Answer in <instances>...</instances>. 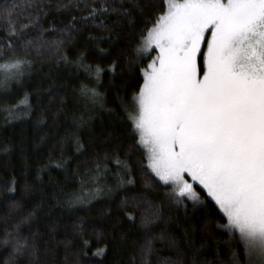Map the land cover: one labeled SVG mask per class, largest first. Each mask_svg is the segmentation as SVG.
Masks as SVG:
<instances>
[{
    "label": "trees",
    "instance_id": "trees-1",
    "mask_svg": "<svg viewBox=\"0 0 264 264\" xmlns=\"http://www.w3.org/2000/svg\"><path fill=\"white\" fill-rule=\"evenodd\" d=\"M34 2L38 7L25 15L39 20L17 45V55L31 67L0 87V241L5 230L20 225L35 248L10 260L11 246L0 242V264H143L141 249L149 239L151 264H236L235 242L217 230L226 221L206 193L196 186L207 203L177 205L170 189L139 167L141 150L120 99L129 101L137 90L139 73L128 70V61L139 33L150 26L144 21L153 13L145 0ZM105 4L108 12L85 19L90 8ZM41 37L48 43L38 44ZM26 40L33 41L27 50ZM82 54L83 64L105 70L100 86L78 65ZM114 61L120 67L110 72ZM83 83L106 95L103 108L80 95ZM117 158L130 166V176L117 168ZM13 180L16 190L10 192ZM97 187L103 192L89 203L69 205L68 194ZM145 201L161 210V219L148 228L141 220ZM98 249L105 251L95 255ZM236 250L244 264L243 249Z\"/></svg>",
    "mask_w": 264,
    "mask_h": 264
},
{
    "label": "snow or ice",
    "instance_id": "snow-or-ice-1",
    "mask_svg": "<svg viewBox=\"0 0 264 264\" xmlns=\"http://www.w3.org/2000/svg\"><path fill=\"white\" fill-rule=\"evenodd\" d=\"M145 3L153 13L144 21L150 26L139 33L128 61V70L137 71L142 82L137 81L129 101L120 99L135 145L141 150L139 167L169 188L167 195L177 205L185 200L207 203L196 191L199 186L226 221L216 228L233 238L236 264H241L239 248L244 264H264V0ZM36 7L34 0L0 4V60L4 61L0 63V87L21 79L24 69L31 67L30 60L17 55V45L25 39V30L39 20L25 15ZM108 11L106 4L90 8L85 19L94 20ZM37 43L48 42L41 37ZM31 46L32 40L22 45L25 50ZM83 59L82 54L78 65L89 82L100 86L105 70L85 65ZM117 67L114 61L108 71L115 72ZM79 92L93 107H104L106 95L98 87L83 83ZM114 162L130 176L126 162L118 158ZM127 183L135 181L128 179ZM11 184L8 190L14 192L15 180ZM102 192L97 187L94 192L70 193L69 205L89 203V197ZM145 203L148 208L141 220L148 228L161 219V210L153 208L151 201ZM128 219L135 220V215L129 213ZM31 239L17 225L12 231L5 230L0 242L11 246L10 260H14L34 250ZM104 251L98 249L95 255ZM154 251L149 239L141 249L143 264H151Z\"/></svg>",
    "mask_w": 264,
    "mask_h": 264
},
{
    "label": "rangeland",
    "instance_id": "rangeland-1",
    "mask_svg": "<svg viewBox=\"0 0 264 264\" xmlns=\"http://www.w3.org/2000/svg\"><path fill=\"white\" fill-rule=\"evenodd\" d=\"M151 55H155V52H153ZM149 59H150V57H149ZM147 62H148V61H147ZM147 62H146V63H147ZM169 191H170V190H169ZM204 193H205V192H204Z\"/></svg>",
    "mask_w": 264,
    "mask_h": 264
}]
</instances>
